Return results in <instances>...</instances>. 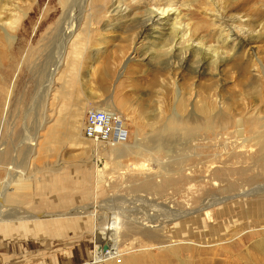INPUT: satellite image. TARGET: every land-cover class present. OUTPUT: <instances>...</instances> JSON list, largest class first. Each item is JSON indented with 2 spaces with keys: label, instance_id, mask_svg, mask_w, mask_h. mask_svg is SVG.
<instances>
[{
  "label": "rangeland",
  "instance_id": "obj_1",
  "mask_svg": "<svg viewBox=\"0 0 264 264\" xmlns=\"http://www.w3.org/2000/svg\"><path fill=\"white\" fill-rule=\"evenodd\" d=\"M4 1L0 5L22 10L29 0ZM160 1L123 0L130 9L121 17L105 13L116 0L96 2L66 69L55 58L59 0H38L12 40L0 30V192L10 183L0 207V264H92L100 252L94 232L108 244L111 228L118 233L115 259L121 264H202L216 247L264 231V220H245L264 206V192L249 193L264 184L258 180L264 173L251 180L259 171L252 165L256 132L240 126L237 133L231 124L251 108L264 117L255 91L264 85V0L177 2L179 17L205 45L219 41V28L209 19L216 9L246 36L242 48L215 65L190 51L170 52L169 30L140 36L141 10ZM16 12L1 16L4 31ZM57 68L53 92L36 102L40 82ZM65 85L68 93L58 94ZM206 96L216 99V124L198 112ZM91 108L118 115L129 133L126 143L102 149L85 140L83 117ZM75 119L81 128L71 142L66 130ZM52 125L62 134L55 141L46 134ZM98 161L105 166L101 181ZM233 226L243 232L228 240ZM254 244L264 250V234L235 244L233 260L250 261ZM134 257L139 259L131 262Z\"/></svg>",
  "mask_w": 264,
  "mask_h": 264
},
{
  "label": "bare ground",
  "instance_id": "obj_2",
  "mask_svg": "<svg viewBox=\"0 0 264 264\" xmlns=\"http://www.w3.org/2000/svg\"><path fill=\"white\" fill-rule=\"evenodd\" d=\"M5 1H4V3H6ZM7 1H9V0H7ZM98 1L99 0H59V4H60V8H61V13H60L61 16H60V19L58 20V22L56 23L57 26L55 28V32H57L58 29H61V30H59L57 32V34L60 33V36L56 35L54 42H56V44L60 43V45H61L59 48V51L57 50L58 54L57 55L55 54L56 55L55 58L60 57V61H61L60 67H64L66 69L67 63H68V58L70 55H72V53L70 51L72 49H74V46L78 45L81 42L82 33L84 32V30H87L90 27V25H91L90 21H91L92 15H93L94 4ZM130 1H133V0H130ZM179 1L180 0H161L159 2L158 6L147 7L146 9L141 10V16H140V18H138L136 20L137 24H139L140 36H142V35H147V36L148 35H150V36L157 35V34H155V31H157V29H159V31H161V32L169 30V31H171V34H172L171 38L167 41V43H168L167 46L170 47V52L174 51V52L178 53V51H182L183 55L186 56V54L190 51V53L193 55H200L202 57V63L206 64L208 62V64H213V65L216 64V61H218L217 59H220V61H224L226 59V55L228 52L232 53L233 50H235L236 48H242L245 45V43L247 42L246 36L243 33H240L239 31L235 30V27H233L231 24H229L227 21H225V19H223L222 11H219L217 9H216V11H214L212 13L209 12L210 13L209 19H210V22L212 23V25L217 26V28H219L218 36H217L219 38L218 44L205 45V43L202 42L200 39L196 40V36L194 34V29L191 28L189 23H187V24L184 23L185 19L182 16L179 17L178 8L175 7L177 2H179ZM37 2H38V0H29L26 3V7L23 8L22 10L19 9L16 5H14L15 3L14 4H12L10 2H9V4L8 3L7 4L1 3V5H0V19H1V16L4 15V13L9 12V11L10 12H16L17 11L16 13L18 14V15L15 14V15H17V17H15L13 20L8 19L9 20L7 23L8 28L5 31H4V28H2L0 26V30L3 31V34H5L7 36L6 39L9 38V40L10 39L12 40L14 38L12 36H14L15 33L18 32V27H19L22 19H24L26 17V15L28 14V12L30 10H33L32 8ZM116 2H117V5H115V3H114L112 5V10H110L108 12L106 11L105 13H108V14L111 13L117 17H121L122 16L121 14L124 11L127 10L129 12L128 9H130V8L127 7L126 3L125 4L123 3V0H116ZM120 5H123L124 9H122V7ZM9 14L13 15L12 13H9ZM53 15H54V13L49 14L47 16L48 18L47 17H45V18L51 19V17H53ZM172 16L174 17L175 23L169 24ZM11 17H13V16H11ZM68 23L71 24V25H69V27H67ZM153 25L155 26L154 28H152ZM247 25L250 26L249 23ZM251 26H255V24H252ZM257 26H259V25L257 24L255 27H257ZM10 33H12V34H10ZM9 40H8V42H9ZM4 41H6V40H4ZM10 43H11V41H10ZM5 44H7V43H5ZM221 47H227V50L225 52L224 51L222 52V50L220 49ZM244 65H242V66H244ZM259 66H260V64H259ZM65 69H64V72L67 71ZM253 69H254V67H253ZM237 71H238V69H237ZM239 72H240V69H239ZM57 74H58V68L55 70H51V72L47 73V77L45 79H43V81L40 82V84L38 86V91L35 94L36 102L37 101L41 102L43 98L48 96L49 92H53L54 80H55V77ZM238 84H239V81H238ZM262 84H264V82ZM260 87H261L260 89L255 90V91H257L256 95L258 97H260V101L264 106V85L260 86ZM57 91H59V90H57ZM57 91H55V92H57ZM67 91H68V87L65 85L62 87L61 91L57 92V93L58 94L62 93L64 95L65 93L66 94L68 93ZM255 91H252V92H255ZM207 96H210V95H207ZM207 96L204 98V101L201 102V106L198 108V112L203 114L206 117L205 118L206 122H208L209 125H212V123L216 124L215 121L218 120L217 116H219V115H217L213 121V119H212V117H214L213 113L215 112L216 107H217L215 104L216 99L215 98L209 99L210 97H207ZM54 97H55V95L52 96V98H51L52 101H53ZM251 97H253V96H251ZM217 102L219 104L223 105V103H221L220 99ZM254 102H255V100H254ZM223 106H225V105H223ZM258 106H260V105H258ZM218 108H220V106ZM103 110L108 111L109 109L103 108ZM259 110L260 109L251 108L250 109V112H251L250 115H248V116L244 115L246 117L243 116V117L235 118L233 120V123H231V124H237V126L235 127L237 133L242 130V129H237L238 127L240 128V126L246 127L248 129H251V130L256 132L252 141H253V144L254 143L256 144V148L258 150H257V153L253 156L254 158H252V159H254L252 161L253 162L252 165L256 166V168L259 171H258L257 176L251 178V180H253V181L257 180L264 173V117L260 116L261 113L259 112ZM227 119H228V117H225V119H222L223 120L222 123L219 124L220 129L224 128V125L226 124ZM46 124H49L47 120L43 125H46ZM80 124H81L80 122H77V119L70 121L69 126L66 130L67 131L66 137L69 141L72 142V138H73L74 134H75L74 137H76V134H78L79 128H81ZM56 130H57L56 127L52 125V127H49V131L46 132V134L48 135V137L52 141H55L56 138H60V136L62 135L60 133L59 136H57ZM161 138H162V136H160V139ZM34 141H35V138H34ZM74 145H75V143H74ZM76 145H78V143ZM118 153H120L119 155H121V152H118ZM37 156H38V153L36 154V157ZM104 167L105 166L102 165L100 163V161L97 162L96 168H97V174H99L98 175L99 181L102 180V170ZM260 172H261V174H260ZM241 173H243V170H241ZM258 180L264 181V178H260ZM9 185H10V183L6 184L5 189L2 190V192H0V207H2L1 204H3L2 203V198L4 197L3 194H6L5 190H6V188H8ZM10 187H12V186H10ZM13 189H14V187H13ZM256 192H260V193L262 192L263 193L264 192V184L252 188L249 193H256ZM262 208L263 209H261V211H259V210L257 211V209L255 211H253V213H251L250 218L247 219V217H246L245 220L248 221L247 223H252L254 221L264 220V206ZM232 211H234V210H232ZM3 213H4V211L0 209V220L3 217L2 216ZM233 215H235V213ZM111 222L116 224V219L113 217L111 219ZM213 231H214V229H213ZM219 232H221V231H219ZM242 232H243V230L241 228L238 229L235 226H233L231 231L228 232L226 237H228L227 238L228 240H232V239L236 238ZM261 233L264 234V231H260L259 233L253 231L246 238H249V237H252L253 235H258ZM117 234L118 233H117L115 228H111L107 232V235H109V237H108L109 246H108V244H106L104 242V240H102V243L104 242V244H106V248L103 249L102 244L95 247L96 249H99L100 252L96 257L93 258L92 264H103L104 262L106 263L109 260H113L112 257H114L115 253H117V249L115 247L116 243L118 242V235ZM239 237H241V236H239ZM246 238L245 237L240 238L237 242L232 241V242L228 243V245H226V247H224V244L220 243L223 245V247H221L219 245L220 246L219 248L216 247L214 250H212L211 253L208 252L210 254L209 256H211V258L208 257L209 259H207L202 264H240V261H239V263H236L233 260L231 252H232V249L235 247V244L241 243L242 245H244V241L246 240ZM254 245L255 246L253 248L256 250L255 255H253V254L250 255L252 257L250 259V261L245 260L246 262H242V264H264V250H262V246L260 244H254ZM165 247L166 246H162L159 248L162 249ZM260 249H261V251H260ZM95 252H96V250H95ZM218 252H220V254L222 256L224 254H229V257H226L224 255L225 260H222L221 257H218L216 255ZM222 252H224V254H222ZM258 252H261V254H259ZM206 255H207V253H206ZM242 255H243V252H242ZM244 256H245L244 257V259H245V258H247L246 256H248V255L244 254ZM233 257H234V255H233ZM236 257H238V256L236 255ZM144 258H147V257H144ZM160 258H162V257H160ZM253 258H255V260H253ZM138 259L139 258H137L135 260V257L130 258L131 262H136ZM148 259L150 260V257ZM241 261H242V259H241ZM251 261H252V263H251Z\"/></svg>",
  "mask_w": 264,
  "mask_h": 264
},
{
  "label": "built area",
  "instance_id": "obj_3",
  "mask_svg": "<svg viewBox=\"0 0 264 264\" xmlns=\"http://www.w3.org/2000/svg\"><path fill=\"white\" fill-rule=\"evenodd\" d=\"M81 133L85 140L102 148L122 145L129 137L128 130L118 115L98 108H91L85 112ZM101 244L103 247L106 246L100 239L96 247ZM115 257H118V254L112 257L115 264H121L122 258L115 259Z\"/></svg>",
  "mask_w": 264,
  "mask_h": 264
},
{
  "label": "water",
  "instance_id": "obj_4",
  "mask_svg": "<svg viewBox=\"0 0 264 264\" xmlns=\"http://www.w3.org/2000/svg\"><path fill=\"white\" fill-rule=\"evenodd\" d=\"M101 239V235L98 233V230L96 231V232H94V240H95V244L97 245V244H99L100 242H99V240ZM106 248V246H104L103 247V249H105Z\"/></svg>",
  "mask_w": 264,
  "mask_h": 264
},
{
  "label": "crops",
  "instance_id": "obj_5",
  "mask_svg": "<svg viewBox=\"0 0 264 264\" xmlns=\"http://www.w3.org/2000/svg\"><path fill=\"white\" fill-rule=\"evenodd\" d=\"M45 193H46V192H45ZM45 193H44V194H45ZM41 194H42V193H41Z\"/></svg>",
  "mask_w": 264,
  "mask_h": 264
}]
</instances>
